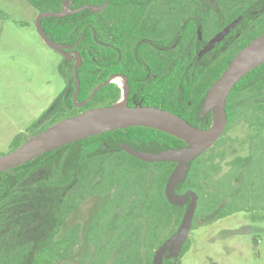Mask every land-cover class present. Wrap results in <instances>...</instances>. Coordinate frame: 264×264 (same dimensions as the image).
I'll list each match as a JSON object with an SVG mask.
<instances>
[{
  "label": "trees",
  "instance_id": "trees-1",
  "mask_svg": "<svg viewBox=\"0 0 264 264\" xmlns=\"http://www.w3.org/2000/svg\"><path fill=\"white\" fill-rule=\"evenodd\" d=\"M257 1L192 0L189 7L193 23L198 21L196 15L201 18L207 14L209 26L217 23L218 16L231 21L244 15L247 9L257 7ZM28 2L38 14L63 10L62 0ZM86 2L78 0L76 5ZM88 14L91 12L45 18L42 27L52 41L73 43L86 28L83 24L89 22L85 18ZM99 23L97 29L103 30L104 20ZM262 34L264 30L246 37L232 54L212 53L201 60L195 55L189 68L185 66L188 61L182 65L177 62L174 101L138 106L166 110L196 127L208 128L212 115L200 118L208 90L235 55ZM92 60L87 55L85 61ZM64 78L73 90L72 69ZM101 93L99 97L104 91ZM63 99L61 94L40 121L52 117V125L78 115L70 111L65 116H52ZM64 102L72 106L70 99ZM226 111L228 123L223 135L189 164L185 181L174 191L178 195L193 191L198 197L191 231L242 212L250 213L254 223L264 222V64L234 87ZM239 128L246 130L242 137L230 136ZM22 136L14 138L10 150L24 143L20 142ZM119 144L145 153L186 146L171 135L136 127L66 145L1 173L0 264H153L156 252L179 229L189 202L178 207L165 194L175 163L143 162ZM237 148L244 149V155L228 159ZM88 200H96L89 221L68 226L74 212ZM190 248L188 239L180 256L165 258L164 264H181Z\"/></svg>",
  "mask_w": 264,
  "mask_h": 264
},
{
  "label": "flooded vegetation",
  "instance_id": "flooded-vegetation-1",
  "mask_svg": "<svg viewBox=\"0 0 264 264\" xmlns=\"http://www.w3.org/2000/svg\"><path fill=\"white\" fill-rule=\"evenodd\" d=\"M25 1L29 3L28 0ZM67 1L71 2V10L85 6L102 7L105 4L106 7L96 13L84 10L91 12L85 17L89 22L83 24L86 28L76 37L75 42L70 43L66 39L55 42L68 48L65 54L58 53L63 59L59 70L65 80V88L61 93L64 99L56 107L52 115L54 117L68 115L70 111L80 114L90 109L113 105L126 97L131 107L144 102H173L177 62L182 65L188 61L185 66L189 68L195 55L201 60L212 53L224 56L232 54L244 44L246 37L264 30V0H258L257 7L247 9L244 15L235 16L231 21L226 16H218L217 23L209 26L207 14L201 18L196 15L198 21L193 23L194 16L189 7L192 0H87L82 5H76L78 0ZM102 19L104 29L98 30ZM234 22L235 26L230 32L208 49L213 40ZM77 43L76 47L69 48ZM76 53L82 60L78 70L80 88L76 103H84L97 87L105 85L83 107L74 102ZM87 55L91 56L92 62L85 61ZM71 69L73 90L68 89L69 83L64 78V74ZM100 93L102 96L99 97ZM69 99L71 107L64 102ZM51 107L52 105L43 111L25 132L20 133L23 134L20 142L25 143L51 124L52 117L40 121Z\"/></svg>",
  "mask_w": 264,
  "mask_h": 264
},
{
  "label": "water",
  "instance_id": "water-1",
  "mask_svg": "<svg viewBox=\"0 0 264 264\" xmlns=\"http://www.w3.org/2000/svg\"><path fill=\"white\" fill-rule=\"evenodd\" d=\"M63 6L62 12L40 13L36 20V30L43 42L52 50L61 54H65V50L68 47L56 44L47 36L42 27V20L45 18H63L84 10L96 13L102 11L106 4L102 7L85 6L77 10H71V2L63 0ZM235 23L218 35L208 49H211L216 42L221 41L235 26ZM78 44L69 48H74ZM76 61L74 69L76 81L74 102L76 105L83 107L105 85L97 87L84 103L77 104L76 97L80 88L78 70L82 63L77 53ZM263 64L264 34L238 52L219 79L208 90L200 113L201 119L207 115H212V123L208 128L196 127L184 118L156 107H131L128 105L126 97L123 101H118L113 105L90 109L76 116L63 119L50 126L47 130L29 138L17 149L1 155L0 174L27 164L58 148L109 132L142 127L154 129L178 138L185 142L186 146L159 153L139 152L128 145H120V148L129 155L143 162H172L176 164L167 181L165 194L172 205L184 207L189 202V206L177 232L169 237L155 254L153 264H164L165 258L173 259L180 256L184 244L189 239L198 206V197L193 191H188L182 195L175 194L174 191L178 184H182L185 181L189 164L213 148L223 135L228 123L227 100L234 87Z\"/></svg>",
  "mask_w": 264,
  "mask_h": 264
},
{
  "label": "rangeland",
  "instance_id": "rangeland-1",
  "mask_svg": "<svg viewBox=\"0 0 264 264\" xmlns=\"http://www.w3.org/2000/svg\"><path fill=\"white\" fill-rule=\"evenodd\" d=\"M38 15L25 0H0V155L10 153L15 136L65 88L59 70L63 59L37 33ZM245 132L239 128L230 136ZM244 153L237 148L228 159ZM95 209L96 200H88L74 212L69 226L86 224ZM189 240L191 248L181 264H264V222H252L250 213L201 225L190 232Z\"/></svg>",
  "mask_w": 264,
  "mask_h": 264
}]
</instances>
